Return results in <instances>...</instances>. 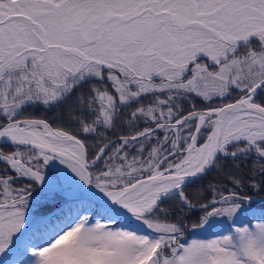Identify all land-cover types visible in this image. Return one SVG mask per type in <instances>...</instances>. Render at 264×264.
Listing matches in <instances>:
<instances>
[{"label": "snow or ice", "instance_id": "6c2138e0", "mask_svg": "<svg viewBox=\"0 0 264 264\" xmlns=\"http://www.w3.org/2000/svg\"><path fill=\"white\" fill-rule=\"evenodd\" d=\"M0 264H264V0H0Z\"/></svg>", "mask_w": 264, "mask_h": 264}]
</instances>
